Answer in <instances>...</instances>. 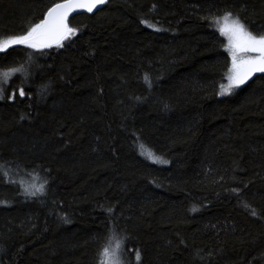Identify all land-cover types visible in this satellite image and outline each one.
Segmentation results:
<instances>
[{"label": "trees", "instance_id": "obj_1", "mask_svg": "<svg viewBox=\"0 0 264 264\" xmlns=\"http://www.w3.org/2000/svg\"><path fill=\"white\" fill-rule=\"evenodd\" d=\"M62 1L0 0V40ZM227 13L264 34V0H109L0 52L25 70L0 86V264H264V74L221 96Z\"/></svg>", "mask_w": 264, "mask_h": 264}, {"label": "snow or ice", "instance_id": "obj_2", "mask_svg": "<svg viewBox=\"0 0 264 264\" xmlns=\"http://www.w3.org/2000/svg\"><path fill=\"white\" fill-rule=\"evenodd\" d=\"M106 2L107 0H63V2L50 7L43 19L29 27L24 34L0 40V52L7 51L14 45H23L37 51L53 46L63 47V42L75 35L77 31L69 26V16L78 11L92 13ZM222 20V24L220 19L215 20V23L219 26L218 30L221 36L227 40L224 51L228 53L231 60V65L226 73L228 83L226 86L221 85V94H225L229 93L231 89L239 88L245 84L256 73H264V34H254L238 18H233L231 13L225 14ZM10 74L9 72L2 74L5 83ZM145 81L151 86L147 77H145ZM19 95L21 97L25 95L23 88L19 89ZM149 158H152L151 153H149ZM153 162L157 161L153 159ZM43 188V185L35 190L25 188L24 192L29 196H36L37 193L42 195ZM252 215H256L255 211L252 212ZM120 249V242H117L116 248L111 252L108 247H105L101 253V264H120V257L117 254ZM135 257L139 261L140 253L138 251L135 253Z\"/></svg>", "mask_w": 264, "mask_h": 264}, {"label": "rangeland", "instance_id": "obj_3", "mask_svg": "<svg viewBox=\"0 0 264 264\" xmlns=\"http://www.w3.org/2000/svg\"><path fill=\"white\" fill-rule=\"evenodd\" d=\"M223 18V17H222ZM222 18H219L220 20H221V24L223 23V20H222ZM215 29H216V31L220 34V32H219V26L215 23ZM220 36H221V34H220ZM223 39H224V42H225V46L227 45V40L225 39V37H223V36H221ZM228 54V53H227ZM230 59V58H229ZM230 65H231V60H230ZM230 65H229V67H230ZM6 72H9V73H11L10 74V76L8 77V79H7V82L5 83L4 82V78H3V76H2V74L3 73H5V72H3V73H1L0 74V86H5V85H7V84H9L12 80H14L16 77H22V76H24V74H25V70H9V71H6ZM256 74H264V73H256ZM255 74V75H256ZM255 75H253V76H255ZM252 76V77H253ZM249 81V80H248ZM247 81V82H248ZM246 82V83H247ZM227 83H228V81H227V79L225 78V81H224V83H223V85H227ZM245 83V84H246ZM245 84H243V85H245ZM243 85H241L239 88H241ZM239 88H233V89H231L230 90V92L229 93H225V94H221V89H220V94H221V96H227V95H229V94H231L232 92H234V91H236L237 89H239ZM36 183H31V187L33 188V189H38V188H36ZM28 186V185H27ZM35 186V187H34ZM29 187H30V185H29ZM109 250H110V252L113 250L112 248H109ZM118 254V256L120 257V259H121V251L119 250V252L117 253ZM120 264H121V260H120Z\"/></svg>", "mask_w": 264, "mask_h": 264}, {"label": "water", "instance_id": "obj_4", "mask_svg": "<svg viewBox=\"0 0 264 264\" xmlns=\"http://www.w3.org/2000/svg\"><path fill=\"white\" fill-rule=\"evenodd\" d=\"M108 1L109 0H107V2L105 3V4H103V5H101L100 7H98L96 10H94L92 13H87V12H84V11H78V12H74V13H72V15L71 16H69V18H68V23H69V21L72 19V18H74L75 16H78V15H82V14H94V13H96L97 11H99L100 9H102L107 3H108ZM63 2V1H62ZM59 3H61V2H59ZM54 6V5H53ZM48 11V10H47ZM47 11H46V13H47ZM45 13V14H46ZM45 14H44V16H45ZM54 47V46H53Z\"/></svg>", "mask_w": 264, "mask_h": 264}]
</instances>
